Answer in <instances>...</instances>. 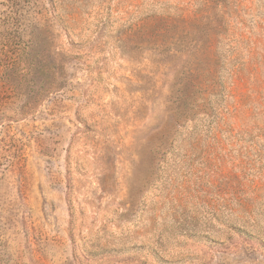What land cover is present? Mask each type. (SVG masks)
<instances>
[{"label": "rangeland", "instance_id": "1", "mask_svg": "<svg viewBox=\"0 0 264 264\" xmlns=\"http://www.w3.org/2000/svg\"><path fill=\"white\" fill-rule=\"evenodd\" d=\"M0 264H264V0H0Z\"/></svg>", "mask_w": 264, "mask_h": 264}]
</instances>
